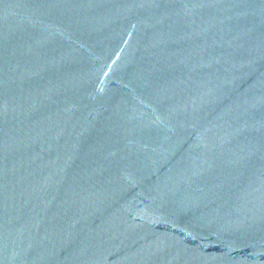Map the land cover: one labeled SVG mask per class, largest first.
<instances>
[{
  "label": "water",
  "instance_id": "95a60500",
  "mask_svg": "<svg viewBox=\"0 0 264 264\" xmlns=\"http://www.w3.org/2000/svg\"><path fill=\"white\" fill-rule=\"evenodd\" d=\"M0 264H264V0H0Z\"/></svg>",
  "mask_w": 264,
  "mask_h": 264
}]
</instances>
